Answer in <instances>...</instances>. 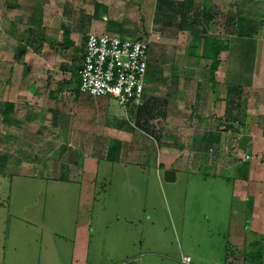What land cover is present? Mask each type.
I'll use <instances>...</instances> for the list:
<instances>
[{
  "label": "crops",
  "instance_id": "crops-1",
  "mask_svg": "<svg viewBox=\"0 0 264 264\" xmlns=\"http://www.w3.org/2000/svg\"><path fill=\"white\" fill-rule=\"evenodd\" d=\"M65 1L67 13L56 7L58 0H0L4 168L8 161L27 159L28 151L38 163L53 155V177L62 178L65 165L66 178L79 180L87 203L94 199L100 159L124 167L132 161L154 164L157 172L173 169L175 179L181 172L189 184L185 197L193 198L188 204L197 220L209 221L227 240L222 263L264 264V0H244L243 15L257 22L252 36L235 39L234 14L224 11L228 49L213 79L210 58L198 54H188L181 71L171 74L151 75L157 66L149 59L146 104L130 105L118 116L108 109L109 97L79 90L78 70L87 31L124 36L125 21L111 15L108 0ZM206 11L209 18L202 19L214 26L218 14ZM138 113L145 116L142 123L135 120ZM15 141L34 148L10 147ZM133 180L127 170L116 176L120 199L122 192L137 190ZM125 197L120 208L130 214L132 197ZM83 224L85 248L90 223Z\"/></svg>",
  "mask_w": 264,
  "mask_h": 264
},
{
  "label": "rangeland",
  "instance_id": "rangeland-1",
  "mask_svg": "<svg viewBox=\"0 0 264 264\" xmlns=\"http://www.w3.org/2000/svg\"><path fill=\"white\" fill-rule=\"evenodd\" d=\"M58 1L56 7L67 13L68 2ZM108 1L111 15L125 21L129 31L124 36L141 35L149 41V59L157 66L151 75L181 71L184 57L189 54L187 46L196 44L202 31L189 30L187 24L180 22L178 0ZM197 2L201 9L218 14L214 26L198 17V24L206 26L210 35L226 34L221 26L226 10L248 18L243 15L244 0ZM196 52H201V47ZM163 89L160 82L158 90ZM147 99L145 95L143 105ZM106 104L117 116L125 114L126 108L114 98H107ZM139 113L135 120L142 123L145 116ZM18 145L30 149L33 144L15 141L9 146ZM32 153L23 154L27 159L8 161L7 168L0 159V264H223L227 257L225 237L209 221L200 217L197 220L193 203L189 206L188 200L193 198L185 197L189 184L181 172L175 180L166 181L161 177L164 171L157 172L154 164L132 161L124 167L100 159L98 171L95 170L94 199L87 203L79 191V180L66 178L69 170L65 165L61 171L64 176L54 178V156L38 163ZM126 170L136 179L133 184L137 190L122 192L120 199L116 176ZM125 195L132 197L130 214L120 208ZM84 219L90 223L89 245L85 248L81 244L83 227L88 226L83 224ZM183 255L190 257L188 263L182 261Z\"/></svg>",
  "mask_w": 264,
  "mask_h": 264
},
{
  "label": "built area",
  "instance_id": "built-area-1",
  "mask_svg": "<svg viewBox=\"0 0 264 264\" xmlns=\"http://www.w3.org/2000/svg\"><path fill=\"white\" fill-rule=\"evenodd\" d=\"M149 41L112 32L87 31L78 88L91 96H107L124 108L144 101ZM248 157V155H246ZM190 257L182 256L188 263Z\"/></svg>",
  "mask_w": 264,
  "mask_h": 264
},
{
  "label": "trees",
  "instance_id": "trees-1",
  "mask_svg": "<svg viewBox=\"0 0 264 264\" xmlns=\"http://www.w3.org/2000/svg\"><path fill=\"white\" fill-rule=\"evenodd\" d=\"M176 4L180 14V22L182 24H187L189 30L202 31L198 35V42L196 44H189L187 46V53L196 54L197 49L201 47V52H198V54L200 56L210 58V77L213 79L215 70L220 63L221 53L228 49V39L227 37H222L218 34H207L205 29L198 24L200 20L198 17H204L208 13L203 8V10L200 8L199 2H197V0H178ZM207 18H209L208 15ZM231 21L233 22L234 26L233 33L237 36H252L256 31L257 22L249 18L244 19L239 14H234V16L231 18ZM67 35V31L64 30L63 36L65 39H67ZM136 38L143 39L144 37L138 35ZM6 105L11 106V103H6Z\"/></svg>",
  "mask_w": 264,
  "mask_h": 264
},
{
  "label": "water",
  "instance_id": "water-1",
  "mask_svg": "<svg viewBox=\"0 0 264 264\" xmlns=\"http://www.w3.org/2000/svg\"><path fill=\"white\" fill-rule=\"evenodd\" d=\"M163 178L167 181H172L175 179V172L173 169H165L163 172Z\"/></svg>",
  "mask_w": 264,
  "mask_h": 264
}]
</instances>
